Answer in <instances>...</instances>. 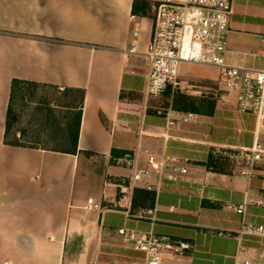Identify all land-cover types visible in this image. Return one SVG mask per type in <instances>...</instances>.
I'll list each match as a JSON object with an SVG mask.
<instances>
[{
	"label": "crops",
	"instance_id": "1",
	"mask_svg": "<svg viewBox=\"0 0 264 264\" xmlns=\"http://www.w3.org/2000/svg\"><path fill=\"white\" fill-rule=\"evenodd\" d=\"M131 3L0 0V264H141L142 254L122 242L121 229L192 246L181 257L163 255L161 264H264V238L238 236L242 222L264 226V157L254 162L248 153L255 144L264 152L257 141L264 129L254 116L238 114L233 95L217 100L224 93L220 81L183 82L194 87L193 97L215 92L210 116L172 111L163 94L144 97L151 18L131 21ZM243 24H264V0L233 1L227 36L240 44L251 38ZM226 60L260 68L264 51L226 50ZM13 79L84 92L74 154L3 144ZM27 104L19 112L23 142L35 137L40 119L37 105ZM211 149L233 154L230 174L205 170ZM145 150L158 160L187 159V173L164 180L156 197L151 192V207H132L143 183L132 185L129 198L120 193L130 185L124 161L133 157L135 169L149 170V182H157ZM88 199L99 209L86 212ZM242 203L243 218L228 208ZM145 210L153 216L139 214Z\"/></svg>",
	"mask_w": 264,
	"mask_h": 264
},
{
	"label": "built area",
	"instance_id": "2",
	"mask_svg": "<svg viewBox=\"0 0 264 264\" xmlns=\"http://www.w3.org/2000/svg\"><path fill=\"white\" fill-rule=\"evenodd\" d=\"M234 0H156L151 2V31L148 46L144 52L147 65L145 84L141 94L144 97H159L167 89L171 93L194 94L195 89L179 80L178 66L181 63L209 66L219 69L220 82L224 93L217 97L220 103H226L228 96L233 95L238 114L254 116L259 129H264V66L260 68L245 67L228 63L226 60V37L232 16ZM135 16L131 15L133 21ZM138 35L132 31V38ZM133 43L130 52H132ZM188 118L192 114L187 115ZM168 122L167 126H172ZM144 155L150 168L156 171L157 182H149V170H136L134 158L124 161L131 171L130 185L120 186L119 191L126 198L131 196L132 185L143 183V189L157 196L163 181L173 183L177 175L187 173V159L162 155L160 159L147 150ZM248 153L251 161L258 162L264 157L261 147L255 144ZM167 173V174H166ZM166 174V175H165ZM165 176V177H164ZM261 203V202H259ZM242 218L245 216V203L235 207L228 206ZM99 206L87 200L85 211L98 210ZM153 216L152 210L139 214ZM119 235L124 244L141 253V264H161L162 256L168 254L181 257L192 246L187 242L173 241L158 237L148 231L137 233L121 229ZM222 236L213 233L211 236ZM252 235L264 238V226L241 223L238 236ZM249 264V262H244Z\"/></svg>",
	"mask_w": 264,
	"mask_h": 264
},
{
	"label": "trees",
	"instance_id": "3",
	"mask_svg": "<svg viewBox=\"0 0 264 264\" xmlns=\"http://www.w3.org/2000/svg\"><path fill=\"white\" fill-rule=\"evenodd\" d=\"M131 14L140 18H151V1L132 0ZM84 92L54 86H45L13 79L6 109L3 144L13 147L42 149L46 151L74 154L76 152L80 114ZM163 97L169 100L172 111L210 116L214 109L216 94L211 90L207 95L193 97L183 93H171L167 89ZM36 106L35 113L40 116L36 124V135L28 142H23L24 130L18 127L19 112L26 104ZM27 104V105H28ZM20 133L16 137V133ZM40 133L44 138L40 139ZM229 151L211 149L203 167L216 174H230L233 168ZM153 193L145 190H134L132 207H151Z\"/></svg>",
	"mask_w": 264,
	"mask_h": 264
},
{
	"label": "rangeland",
	"instance_id": "4",
	"mask_svg": "<svg viewBox=\"0 0 264 264\" xmlns=\"http://www.w3.org/2000/svg\"><path fill=\"white\" fill-rule=\"evenodd\" d=\"M149 1H156V0H149ZM140 18L136 19V24L140 22ZM147 23L148 26H150L149 22ZM261 25V26H260ZM259 26L255 25H249V24H243L239 25L241 31L245 33L251 34L250 42H246L245 44H240V42H237L232 37H226V50H233V51H239L240 49L244 51H264V41H261V39H264V24H260ZM260 36V37H257ZM178 77L181 82L185 83H210V84H219L220 81V71L217 68L209 67V66H203V65H196V64H189V63H181L178 66ZM257 141L261 146H264V130H261L258 134ZM80 167L82 166V163L80 162ZM79 171V170H78ZM80 181V174L79 172L75 173L74 176V188H76L77 184ZM43 193V192H42ZM39 196H44L39 193L38 190V198Z\"/></svg>",
	"mask_w": 264,
	"mask_h": 264
}]
</instances>
